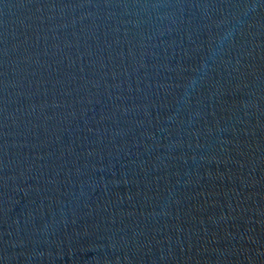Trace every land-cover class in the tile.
I'll use <instances>...</instances> for the list:
<instances>
[{
	"label": "water",
	"instance_id": "95a60500",
	"mask_svg": "<svg viewBox=\"0 0 264 264\" xmlns=\"http://www.w3.org/2000/svg\"><path fill=\"white\" fill-rule=\"evenodd\" d=\"M0 264H264V0H0Z\"/></svg>",
	"mask_w": 264,
	"mask_h": 264
}]
</instances>
